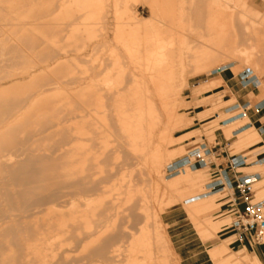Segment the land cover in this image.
I'll return each mask as SVG.
<instances>
[{
    "label": "bare ground",
    "instance_id": "6f19581e",
    "mask_svg": "<svg viewBox=\"0 0 264 264\" xmlns=\"http://www.w3.org/2000/svg\"><path fill=\"white\" fill-rule=\"evenodd\" d=\"M102 2L64 0L61 13L69 18L71 9L82 11L93 4L101 10ZM149 5L151 17L136 21L126 31L125 55L95 57L99 64L92 69L96 73L94 84L78 92V101L67 97L61 105L48 101L46 109H24L21 120L6 126L31 95L16 100L19 95L11 94L14 85L0 90V264H176L174 257L168 260L167 255H161L165 253L164 238L149 225L150 197L165 190L171 202L186 196L183 200H187L189 216L211 212L222 217L214 203L220 194L204 196L210 181L204 179L207 170L192 174L196 171L185 168L167 176L166 168L172 162L162 178L168 150L154 140L152 127L159 120L158 107L170 112L165 99L185 85L187 76L206 75L215 68L230 76L233 60H239L246 69L250 61L247 47L252 48V43L264 45V16L244 0H160ZM115 7L121 20L127 9ZM132 17L137 19L134 14ZM102 48L103 42L96 45L98 52ZM61 49L51 46L42 61L46 63L43 72H55L47 63H57ZM17 75L3 71L0 82H10ZM220 87L225 93L223 102L234 100L217 80L214 90ZM43 95L36 94L35 99ZM71 119L77 120L73 128L62 126ZM45 123L60 128L49 137L61 140L37 149L17 141L27 128L32 129L30 139L39 136ZM232 134L241 147L264 149L252 124ZM65 146L70 147L63 149ZM9 150L17 158L26 156L12 163L4 155ZM255 167L264 170V165ZM258 180L255 185L264 183V178ZM148 185L153 189L150 186L148 194L141 193ZM215 221L204 234L219 239L228 220L222 217ZM72 252L79 255L71 258ZM245 254L244 250L235 253L240 258Z\"/></svg>",
    "mask_w": 264,
    "mask_h": 264
},
{
    "label": "rangeland",
    "instance_id": "374dc122",
    "mask_svg": "<svg viewBox=\"0 0 264 264\" xmlns=\"http://www.w3.org/2000/svg\"><path fill=\"white\" fill-rule=\"evenodd\" d=\"M63 1L0 0V55H2L0 56V75L3 71L19 74L10 82H0V90L14 85L16 88L11 91V94L16 93L19 95L15 97L16 100L21 99L22 95H31V100L28 98L29 101L27 100L26 105L18 107V109L23 108V111L21 110L12 115L9 118L10 121L8 120V123H5L6 126H11L21 120L26 109H46L48 101L60 102L59 105L67 97L78 101L76 96L78 92L83 87L94 84L96 73L92 69L99 64L98 60L95 61V57L99 55L100 58L105 59L113 53L125 55L123 39L126 37V31L130 29L129 25L143 18L149 19L151 17L149 4L152 1L160 2V0H119V3L116 4V0H103L101 10L97 9L98 5L93 4L90 8L82 11L71 9L72 16H74L64 18L61 13L65 9L62 6ZM244 1L255 12L264 16V8L255 6L251 0ZM116 5H118V9H127L121 20H118L115 14ZM133 14L137 19H133ZM67 23H70L69 26H67ZM140 28L143 29V25ZM15 31L19 33L17 34ZM101 42H103L104 48L98 52L96 45L101 44ZM252 44V48L247 47L250 61L246 67L253 71L262 85L249 94L250 105H254L255 102L264 103V45ZM51 46L62 48L58 55L59 61L55 64L54 61L47 63L52 65L51 67L55 69V72H43L42 68L46 66V63H42V61L47 58ZM220 64V62L217 63V67ZM232 64L234 69L230 76L218 72L216 68L206 75L192 78L187 76L188 79L185 81V85L176 94H169L165 99L170 112L166 113L164 109L160 110L158 107L159 120L152 127V130L153 128L156 129V132L153 130V137L157 143L168 150V160L163 164L162 178L165 177L166 166L181 158L188 151L199 147L203 143L210 147L218 145L220 143L218 133L220 132L224 134L225 139H232V136H234L232 133L236 129L250 124L246 116L244 119H238V114H231L233 111L230 107L236 101L232 94L234 100L225 103L223 102L225 96V93L223 95V87H220V90H214L217 80H220L225 89H228L224 83L223 75L236 77L245 67L239 60H233ZM27 70L29 74L24 73ZM109 71L108 69L104 72ZM101 77H105V74ZM70 79L76 81L70 82ZM41 93L44 95L35 99L36 94ZM35 101L39 103L34 104ZM59 105L55 107L59 108ZM18 115L19 117H17ZM228 116L235 117L223 123L222 119ZM76 121L71 119L66 125L62 123V126L73 128ZM5 124L2 125V128L5 127ZM47 127L48 129H46ZM252 128L257 132L253 124ZM30 130L32 129L27 128L19 135V140L17 139L24 145L26 143V146H24L26 148H48L50 143L61 140L58 137L50 139V134L60 130V128H51L47 123L41 127L42 135L39 134V136L30 139ZM157 139H160L159 142ZM233 141H235L231 150L233 154L248 150L247 147H241L237 137ZM29 143L36 144L33 146ZM70 146H65L63 149ZM9 151L8 154L6 152L4 155L10 158L12 163L24 159L23 156H26L23 155L17 158L15 152ZM43 154L49 155L50 153L44 152ZM253 157L255 156L253 155ZM212 161L216 164L223 162L215 161L214 158H212ZM197 172L191 173L195 174ZM240 172L245 174L258 173L260 175L259 180L261 177L264 178V170L257 169L255 166ZM211 177L206 172L205 182H208ZM262 185L264 183L257 185L254 183L251 188L255 195V201L264 199V190H262L264 187ZM150 186L153 189V186ZM150 186H146L145 191L141 193L148 194ZM169 195L165 190L162 194L158 193L157 196L152 195L154 202L151 197L148 202L152 206H149L148 210L150 212L148 213L150 214L149 219L152 218L150 219L152 221L149 220V223L151 222L149 225L157 229L164 238H162V242L166 245L164 248L165 253L164 251L161 253L162 256L167 255L168 260L174 257L176 264H193L195 261L197 264H260L256 257H250L247 253L245 258L235 255V253L246 250L242 245H238L233 238L234 233L231 223L234 219L233 216L228 214L226 207L230 198L220 195L214 197V203L222 212V217L228 220L221 238L216 239L214 236L208 237L204 233L214 226L216 218L220 219L222 217L218 215L216 217L211 212L204 215L189 216L185 206L188 205L187 200H183L186 196L171 202ZM78 255L79 253L72 252L69 256L74 258Z\"/></svg>",
    "mask_w": 264,
    "mask_h": 264
},
{
    "label": "built area",
    "instance_id": "2783aa9c",
    "mask_svg": "<svg viewBox=\"0 0 264 264\" xmlns=\"http://www.w3.org/2000/svg\"><path fill=\"white\" fill-rule=\"evenodd\" d=\"M236 77L241 89L255 90L259 87L258 78L249 68L244 69ZM230 109L233 111L231 114H238V118H243L250 111L257 114L264 111V103L233 104ZM215 147V145L210 147L203 143L188 151L166 168L167 176L180 173L185 168L192 171L208 169L214 158ZM259 165H264V156L258 159L237 153L229 157L225 167L217 172L218 178L210 180L205 185L206 194L204 196L220 194L230 198L227 212L233 216L234 220L231 223L233 238L239 245L246 241L253 245H264V199L255 201L251 190L259 178L254 174L241 176L239 173L240 168Z\"/></svg>",
    "mask_w": 264,
    "mask_h": 264
},
{
    "label": "crops",
    "instance_id": "0c3cea01",
    "mask_svg": "<svg viewBox=\"0 0 264 264\" xmlns=\"http://www.w3.org/2000/svg\"><path fill=\"white\" fill-rule=\"evenodd\" d=\"M252 3L260 8H264V0H251ZM223 80L227 88L230 90L231 94L235 97V103L237 105H244V104H250L249 94L252 93L254 90L251 89H241L237 82V77H228L223 75ZM246 117L248 118L250 124H253L258 131L260 138L262 140V144H264V111L257 114L253 111H250L247 113ZM248 126V124H247ZM218 138L220 139V143L218 145H215L214 149V160L215 161H223L219 164H216L212 161L210 167L206 169L210 176V180L217 179V172L225 167L226 162L228 161L229 157L237 155V153H232L231 150L233 148V144L235 141H233L236 136H232V139H225V136L222 132L218 133ZM225 146V148H223ZM255 149H248L242 152H238L240 154H245L247 156L253 157V155L256 158H259L261 156H264V149L256 148ZM255 150V151H254ZM260 152H259V151ZM258 152V153H257ZM256 154V155H255ZM244 169H251L250 167H245ZM243 169V170H244ZM241 176H244L243 173H240ZM255 196V195H254ZM225 198H228L227 196ZM229 202V201H228ZM227 209L229 208L228 203L226 204ZM239 245V244H238ZM244 249L246 250V253L250 257H256V259L260 262V264H264V245H253L249 243V241H246L244 244H242ZM193 264H197L195 261Z\"/></svg>",
    "mask_w": 264,
    "mask_h": 264
}]
</instances>
